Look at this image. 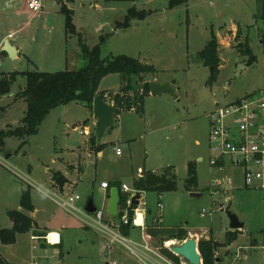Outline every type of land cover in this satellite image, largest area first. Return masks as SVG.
Returning a JSON list of instances; mask_svg holds the SVG:
<instances>
[{
	"label": "rangeland",
	"instance_id": "rangeland-1",
	"mask_svg": "<svg viewBox=\"0 0 264 264\" xmlns=\"http://www.w3.org/2000/svg\"><path fill=\"white\" fill-rule=\"evenodd\" d=\"M29 1L22 0L24 8L28 9ZM170 1L74 0L70 9L74 12L72 23L76 33L68 35L67 61L59 66L55 61L43 62V57L48 56L46 53H52L51 48L47 51L44 47L45 40L36 43L32 40L39 28L41 36L43 29L55 25L60 6H54L55 0H40L46 9L44 17L31 20L32 11L25 12L22 17V23L27 26L25 47L30 59L42 63L39 71L79 70L86 64L83 47L90 51L100 47L102 58L124 55L140 60L144 66H153L155 72L148 73L145 82L171 84L174 94L166 93L163 98L145 103L144 114L119 113L113 127L106 130L102 138H97V144L105 145L101 157L97 151L89 149L90 135L84 133L87 128L90 134L95 133L96 118L81 103L61 105L50 111L37 133L28 137L22 147V140L6 138L0 146V230L13 227L8 211L22 210L21 196L30 189L35 207L33 218L48 230L60 231L64 243L62 247L50 246L42 240L33 241L29 232L19 234L15 244L0 243L3 260L11 264H142L118 241L110 243V238L97 226L95 214L85 212L86 202L93 197L94 204L101 210L102 182L125 184L132 189L133 182L142 177L143 171L160 174L171 166L177 175V190L161 197L156 192L143 196L147 203L144 208L151 211L150 218L159 214L158 205L162 203L161 220L165 228L205 232L219 244L214 254L216 264H234L238 252L244 254L238 264H264V191L246 188L240 168L229 165L221 171L211 168L208 148V116L216 105H226L264 89L261 39L264 3L258 0H188L171 8ZM134 7L139 12L147 11L146 18L132 20L128 29H116V23L123 22L129 9ZM213 35L220 42V58L224 62L218 66L215 82L211 81L212 68L193 59ZM247 40L257 57L252 66L247 64L250 57L237 51L239 43ZM0 62L3 64L0 74L38 71L24 58L11 61L0 54ZM16 81L10 93L0 98V132L22 126L27 103L20 94L26 81L23 77ZM120 82L118 74H111L103 79L100 89L111 93L112 97L118 92ZM139 85L143 86L144 82ZM116 145L122 150L121 155L114 150ZM80 156L85 161L84 171L71 170L67 164L76 165ZM199 157L201 162H198ZM191 162L197 166L198 185L190 191L186 179ZM58 175L69 179L63 191H59L55 182L52 187V178L56 180ZM226 179L232 183L230 191L214 183ZM70 182L76 188L71 189ZM71 193L80 196L79 213L63 208L55 197ZM192 193L201 194V197H192ZM227 210L245 224L231 245L227 244V233L231 231ZM45 234L37 231L32 235L44 237ZM139 237L140 230L134 229L130 238L139 241ZM202 239L196 240L200 243ZM178 240L172 245H180L182 241ZM170 241L175 239L161 238L156 246L163 248ZM107 245L111 250L107 251Z\"/></svg>",
	"mask_w": 264,
	"mask_h": 264
},
{
	"label": "trees",
	"instance_id": "trees-1",
	"mask_svg": "<svg viewBox=\"0 0 264 264\" xmlns=\"http://www.w3.org/2000/svg\"><path fill=\"white\" fill-rule=\"evenodd\" d=\"M61 5V11L66 17L67 34L75 35L76 26L72 23V17L74 12L68 9L66 4L73 3L74 0H58ZM133 0H106L110 2H127ZM188 0H171L169 6L176 8ZM260 4L264 3V0H258ZM148 15L147 11L139 12L136 7L129 9L128 15L123 22L116 23V29H128L130 22L134 19L143 20ZM257 18V17H256ZM264 19V16L262 17ZM241 34V28L239 26V35ZM240 38V36H237ZM261 39L263 40L264 47V30L261 32ZM237 51L242 56L250 57L247 64L249 66L254 65L257 61V57L253 55L249 41L239 43ZM85 66L79 70H64L57 73H49L43 71H26V72H13L0 74V98L10 93L12 86L17 82L18 77L25 78L26 86L21 91V97L27 103V110L24 114L22 126L18 128H11L6 131L0 132V146H3L6 138L15 137L23 141L22 146L27 143V138L35 135L38 131L42 121L53 109L58 108L61 105L70 103H81L87 107L90 112H93L94 100L97 96L101 95L105 100L106 93L99 91L100 84L103 79L111 74H118L121 79L120 88L117 93L113 94L110 103L117 107L118 112H130L143 113V106L146 98L150 94L149 81L145 82V76L148 73H154L155 68L153 66H144L140 60L124 55L111 56L110 58L101 57L100 47H96L93 51H90L87 47H83ZM203 63L207 67L212 68L211 81L215 82L217 76L218 66L220 65V42L213 35L212 39L203 51L200 52ZM135 75L138 78V82H144L141 86V90L136 92L132 86L131 76ZM111 94H109L110 96ZM137 107H139L137 109ZM90 149L92 151L101 152L104 148V144L97 145L96 134L89 139ZM188 176L186 179L187 189H197V166L195 163H189ZM60 175L56 176L57 180ZM133 185L135 188L144 193L156 192L158 196H162L164 193L173 192L177 190V175L175 169L169 166L162 173H144L142 177L137 178ZM112 187L118 186L117 184L111 185ZM120 189L122 188L119 185ZM126 197L121 195V212L119 218L123 214V209L126 206ZM20 206L22 210H9L8 216L13 224L9 230H0V243L3 245L15 244L17 235L27 234L34 231L36 233L40 228L34 219L29 215L35 211V207L31 201L30 189L25 190L21 197ZM132 213H130L131 217ZM122 232L125 235H129L130 229L125 227ZM148 233L154 238L162 239H179L180 241L187 239V233L182 229H167L164 226L151 225L148 229ZM240 231H229L227 233V244L231 245L238 239ZM37 236V235H36ZM215 241L213 239H205L199 243V252L203 258V264H216L217 258L214 251ZM168 256H173L171 253L165 251ZM178 259V258H176ZM0 264H9L1 258Z\"/></svg>",
	"mask_w": 264,
	"mask_h": 264
},
{
	"label": "built area",
	"instance_id": "built-area-1",
	"mask_svg": "<svg viewBox=\"0 0 264 264\" xmlns=\"http://www.w3.org/2000/svg\"><path fill=\"white\" fill-rule=\"evenodd\" d=\"M28 8L35 14L43 10L40 0H30ZM1 49L2 46H0V54ZM208 121L210 130L208 139L210 167L219 171L225 165L236 169L240 168L246 188L264 191V89L237 98V100L226 105L217 104L216 109L208 116ZM114 150L117 155L122 154V150L119 147L115 146ZM214 183L224 189V191L232 190V183L227 179L223 181L216 180ZM101 186L105 190L111 187L107 182L101 183ZM121 186V195L126 197V206L123 209L122 216L119 218L118 215L114 220L111 218L110 222L112 225H108L103 221L104 217L101 210L98 209L97 213H95V222L105 229L107 236L110 238V243L113 244L118 241L126 247L133 257H137L142 264H190L182 257L174 254L168 243L163 248L156 246V243L158 244L161 238H154L148 233L151 225L160 227L162 225L163 227V220H161L162 203L158 205L159 214L150 218L149 210L144 208L147 206L143 199L146 193L137 190L135 187L131 189L125 184ZM136 194L141 196L138 200L139 205L132 203ZM55 197L61 202L60 205L63 208L77 213L81 212L80 208L77 207L80 196L71 193L61 196L55 195ZM120 212L121 205L119 214ZM130 213H132L131 217ZM125 227L130 229V233L134 229H139L140 240L131 239L130 233L125 235L122 232ZM262 235L264 240V233ZM31 239L33 241H45L50 246H60L62 243L61 235L53 231L47 232L44 237L32 235ZM186 241L183 240L181 244ZM174 242H176V239ZM251 248L255 247L251 246ZM262 248L264 249V245ZM165 251L171 253L175 258L168 256ZM237 254L234 264H238L243 260L244 254L240 252Z\"/></svg>",
	"mask_w": 264,
	"mask_h": 264
},
{
	"label": "crops",
	"instance_id": "crops-1",
	"mask_svg": "<svg viewBox=\"0 0 264 264\" xmlns=\"http://www.w3.org/2000/svg\"><path fill=\"white\" fill-rule=\"evenodd\" d=\"M55 1L56 2L54 3V6L55 5L60 6V8H59L60 9V11H59L60 14L58 15V12H57V15L58 16H57V19H56V23H55L54 26H51V28L53 27V29H51V28L43 29L44 34H42L40 36L41 28H39L37 30V34L35 35V38L32 41L34 43H36L37 40L38 41L39 40H41V41L42 40H45V43L46 44H43L44 47H47V51H49V48H51L52 49V53H50V54H49V52H48V54L46 53V56L47 55L48 56H47V58H45V56L43 57V62L45 60H46L45 62L50 61V63H51V61H55V62H57V64H55V65H58L59 66V64H62V62L64 60L67 61L68 34H67V28L65 27V25H66V18H65L64 14L61 11L60 2L58 0H55ZM66 5H67L68 9H70L71 5H73V4H70L69 3V4H66ZM42 9H43V12L38 13V14H35V13H32L31 10H29V8L28 9H27V7L24 8L23 3H22V0H0V46H2V49H1V56L2 57L6 56L11 61H19L20 59L24 58L27 61H29V63H33L34 66L36 67L35 69L39 71V66L42 65V63H40L39 60H37L36 62H34L33 59H30L29 58V54H28L29 51H27V49L25 47L26 45H25L24 40H26L25 31L27 29L26 28L27 26H26V24H23L22 23V17L24 16L25 12H29V11L31 12L30 13L31 20L36 19V18H39L41 16L44 17L46 15V9L44 7ZM56 33H58L57 38H55L56 37L55 36ZM14 39H17V42H14L13 41ZM6 40H8L9 43L17 49V56L15 57V59H11L6 52H3L2 51L3 48H4V46H3L4 45V42ZM29 42L31 43V41H29ZM60 71H64V70H60ZM9 73H12V72H9ZM49 73H53V72H49ZM54 73H57V72H54ZM119 88H120V86H119ZM99 91H101L100 88H99ZM109 94H111V93H106L105 97L108 98L109 103H110L111 97L109 96ZM163 96H165V95L158 96V97H154V96H151L149 94L148 98H146V100H145V103L147 104L148 102L152 101L153 98H163ZM112 103H110V104H112ZM134 112L135 111H130V112H125V113L131 114V113H134ZM91 113L93 114V112H91ZM143 114H144V109H143ZM118 115L119 114L116 115L115 120H116V118H117ZM96 122H97V119H95V122L93 123L94 129H95ZM90 126H91L90 124H87V127L90 128ZM84 133H85V136H87L89 134L90 135V138L93 135H95V133H91L90 134L88 128L86 130H84ZM87 144H88V147L90 149L89 140H88V143ZM97 145H102V144H97ZM98 153H99L98 156L101 157L102 154H103V151L98 152ZM79 160L80 161H78V163L76 165H70L68 163L67 166L71 170L79 169L80 172L81 171L83 172L84 171L83 166H84L85 161L82 160V156H80ZM201 161H202V158L199 157L198 158V162H201ZM152 172L157 173V171H152ZM144 173L145 172L143 171V173L141 174V176ZM68 181H69V179H67V182ZM54 182H56V180H54V177H53L52 178V187H54V185H53ZM67 182H66V184H67ZM70 186L72 187L71 189L76 188L75 187L76 185L73 184V183H71V182H70ZM100 186H101V184H100ZM109 186H111V185L109 184ZM101 188H102V186H101ZM112 188H114V187L111 186L110 189H108V190H105V189L102 188V190H103V198L101 199V204H102L101 205V211L103 212V217H104L103 218V221H106V222H110V220H111V217L108 215L107 210H108V205H109L108 204V201H109V198H110V191H111ZM63 190H61V191H63ZM59 191H60V189H59ZM20 201H21V199H20ZM32 214L33 213H29V215L33 218ZM149 214H151V211H149ZM105 215H106V220H105ZM34 221L38 224V226L40 228L38 231H40L42 233H44V232L47 233V232H50V231L59 233L61 235V241H62V243H61L60 246H56V247H62L63 246V243H64V241H63V234L60 231H58V230H48V227L47 226H42L35 219H34ZM96 224H97V222H96ZM97 226H99L100 227V230L105 235H107L105 229H103L98 224H97ZM184 230L187 233V237H192L194 239H198V238H201L202 237V238H204L202 240L210 239V238H208L205 235V232L204 233H199L197 231H191L189 229H184ZM133 232L134 231H132L130 233V237H131V235H132ZM29 233L31 234V236H32V234H34L32 232H29ZM107 244H108V242H107ZM44 246L45 245H43V247ZM109 250H111V246L110 245H107V251H109ZM59 253H60L59 255L62 256V252L60 251ZM5 261L7 263L11 264L7 260H5Z\"/></svg>",
	"mask_w": 264,
	"mask_h": 264
},
{
	"label": "water",
	"instance_id": "water-1",
	"mask_svg": "<svg viewBox=\"0 0 264 264\" xmlns=\"http://www.w3.org/2000/svg\"><path fill=\"white\" fill-rule=\"evenodd\" d=\"M3 52H6L11 59H15L17 56V49L12 46L8 40L4 42ZM193 59L196 62H202L203 59L201 55H196ZM221 63H224L221 61ZM132 88L138 92L141 90V86L139 85L138 78L135 75L131 76ZM150 85V95L154 97L162 96L166 93L174 94V90L171 84L161 85L156 82H149ZM139 107H137L138 109ZM118 109L112 103L110 104L107 100L104 99L101 95L97 96L94 100L93 104V115L97 119L95 124V133L97 138H102L105 134V131L111 129L115 123V117L117 115ZM144 175V174H143ZM142 175V176H143ZM67 179L64 175H61L55 182L56 186L59 187L60 191L63 190ZM192 197H201V194L192 193ZM141 198L140 194H136L133 197L132 203L135 205H139L138 200ZM120 202H121V190L120 187L114 186V188L110 191V198L108 201V215L111 218L118 217L119 209H120ZM85 206V212L88 214H95L98 211V207L94 204V199L91 197ZM227 216L230 219V230L231 231H241L244 228V223L239 220L234 214H232L229 210H227ZM219 244L215 242L214 251L217 250V246ZM171 251L176 254L177 256L182 257L184 260L189 262L190 264H203L202 255L199 252V242L190 237L187 239L186 242L180 245H172Z\"/></svg>",
	"mask_w": 264,
	"mask_h": 264
},
{
	"label": "bare ground",
	"instance_id": "bare-ground-1",
	"mask_svg": "<svg viewBox=\"0 0 264 264\" xmlns=\"http://www.w3.org/2000/svg\"><path fill=\"white\" fill-rule=\"evenodd\" d=\"M175 242L174 241H170L168 245H172L174 244Z\"/></svg>",
	"mask_w": 264,
	"mask_h": 264
}]
</instances>
